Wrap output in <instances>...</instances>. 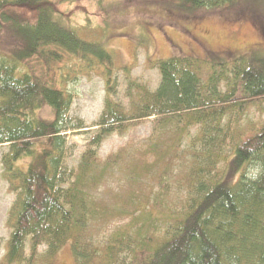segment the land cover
I'll return each mask as SVG.
<instances>
[{"label":"trees","instance_id":"trees-1","mask_svg":"<svg viewBox=\"0 0 264 264\" xmlns=\"http://www.w3.org/2000/svg\"><path fill=\"white\" fill-rule=\"evenodd\" d=\"M73 1L0 0V145L9 146L3 164L16 193L2 264H36L42 246L50 263L67 244L84 263L99 258L102 264H114L127 253L119 264H264V125L239 141L221 175L202 173L190 182L180 216L159 240L139 228L133 233L135 226L129 223L113 229L117 219L134 216V208L143 212L148 207L126 192L112 205L101 193L121 172L132 185L154 169L161 155L158 131L173 120L182 124L175 136L199 125L210 147L224 118L244 114V104L264 106V61L252 56L220 62L214 57L203 63L173 56L157 63L158 87L129 74L126 101H115L111 54L102 43L83 40L58 8ZM241 1L178 0L180 8L192 11ZM97 6L106 22L102 0ZM99 67L106 78L105 106L79 162L69 167L68 133L85 127L69 125L72 96L65 86L72 77L96 73ZM205 67L210 72L204 80L200 71ZM43 109L51 115L39 116ZM150 118H155L151 139L136 163L129 157L135 140L100 155L111 136L131 134ZM220 138L212 143L218 148L226 142ZM24 158H29L26 170L16 164ZM204 158L209 163L220 159L211 154Z\"/></svg>","mask_w":264,"mask_h":264},{"label":"rangeland","instance_id":"rangeland-1","mask_svg":"<svg viewBox=\"0 0 264 264\" xmlns=\"http://www.w3.org/2000/svg\"><path fill=\"white\" fill-rule=\"evenodd\" d=\"M261 1L242 0L232 7H209L192 11L180 8L178 0H102L107 10L106 22H103V13L97 6V0L63 2L58 8L67 15L70 25L83 40L106 46L116 69L110 80V83L117 84L112 98L124 102V80L129 74L147 81L152 88L158 87L159 60L173 56H190L203 63L215 61L214 57H220V62H233L255 56L259 61H264V3L257 5ZM209 72L208 67H205L201 69L200 75L205 80ZM65 87L72 96L68 113L69 125L85 127L72 130L67 136V164L73 167L79 162L91 131L96 128L95 124L105 106L106 78L103 68L99 67L96 73L72 77ZM251 105L244 104L240 108L245 110L242 115L239 112L233 113L234 116L228 115L221 126L219 125V134L216 130L212 133L216 143L221 140L220 137L222 141H226L220 148L212 144L214 139L211 140L210 147L205 145L208 134L203 133L202 136L199 125L191 127L181 136H175L182 125L176 120L166 125L163 130L160 128L157 141L160 162L154 169L143 179L140 176L138 182L132 185L126 182L127 173L121 172L101 192L104 200L112 205L116 199L125 196L126 192L133 196V200L141 201L142 206L148 207L143 212H136L134 208V216L128 217V220L117 219L112 228L129 223L130 227L135 226L133 233L139 228L147 237L158 240L165 237L170 223L180 216L188 199L190 182L197 181L199 176H203L202 173H211L210 176L215 173L221 175L229 165L239 141L249 132L264 125V106ZM50 115L51 112L45 109L39 113V116L45 118ZM154 119L150 118L148 122L136 127L131 134H114L101 145L100 155L106 157L135 140L129 157L136 163V159L141 158L142 152L147 150L145 147L151 139ZM8 151V145H0V264L12 231L9 218L16 199V193L6 179L3 164V157ZM210 154L218 155L220 159L209 163L204 155ZM16 164L26 170L29 158ZM127 168L129 171L132 169ZM122 171L125 170L122 168ZM237 173L239 172H235L234 179L238 178ZM119 257L120 260L114 264L125 260L127 253ZM47 258L46 247H40L36 264H102L99 258L92 263L78 260L69 244L60 248L50 263Z\"/></svg>","mask_w":264,"mask_h":264}]
</instances>
